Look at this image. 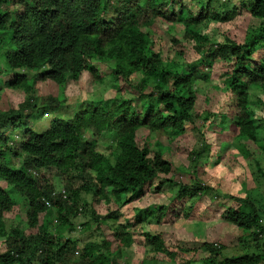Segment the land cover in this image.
I'll use <instances>...</instances> for the list:
<instances>
[{"label":"trees","instance_id":"trees-1","mask_svg":"<svg viewBox=\"0 0 264 264\" xmlns=\"http://www.w3.org/2000/svg\"><path fill=\"white\" fill-rule=\"evenodd\" d=\"M238 10H247L257 22L244 40L226 36L218 42L203 33L208 21L225 23ZM157 24L170 35L167 53L153 27ZM177 25L183 27L181 37L173 31ZM183 40L194 46L199 58L186 60L177 47ZM218 59L231 65L224 84L237 100L224 99L218 110L195 115L197 82L210 81L212 63ZM100 64L111 72H103ZM83 73L97 83L109 74L117 81L115 97L70 102L67 87ZM4 76L9 78L4 87L21 89L26 96L17 107H0V239L6 246L0 264H121L118 259L134 241L133 227L145 221L168 225L177 203H189L187 216L209 192L215 199L231 201L219 218L242 229L240 241L252 238L259 248L225 255L222 243L207 240L196 247L191 245L199 242L190 239L174 248L160 229L143 232L150 252L175 262L201 249L212 256L203 260L213 264H264V209L259 205L264 201L222 194L199 175L202 159H221L202 134L203 122L206 131L215 125L221 133L233 134V140L250 139L264 150L251 100L252 88L264 92V0H0ZM45 83L57 85L61 93L39 101ZM122 86L133 95L117 96ZM3 98L0 86V103ZM48 115L47 127L37 128L36 121ZM187 129L198 130L204 138L202 147L190 154L191 177L176 165L174 152L168 156L172 149L159 146V140L152 147L149 140L152 133L182 136ZM143 132L147 136L139 141ZM107 133L112 142L105 147L100 139ZM259 170L264 175L260 164ZM166 184L177 187L170 201L136 206L135 220L120 221V208L105 215L112 233L101 242L88 241L79 248L70 235L56 234L63 227L74 229V218L84 212L80 204H88L85 195L116 203L125 196L130 202L159 195ZM17 195L29 205L26 226L33 232L28 235L19 225L9 226L5 217Z\"/></svg>","mask_w":264,"mask_h":264},{"label":"rangeland","instance_id":"rangeland-1","mask_svg":"<svg viewBox=\"0 0 264 264\" xmlns=\"http://www.w3.org/2000/svg\"><path fill=\"white\" fill-rule=\"evenodd\" d=\"M205 25L203 33L214 39L216 38L218 42L220 40L222 41L226 36L237 41H242L246 33L254 30V26L257 25V22L251 18V14L247 10H242L240 14L238 10V14L225 23H215L210 20ZM153 27L155 31H157L158 36L162 38L163 50L164 53H167L172 44L169 41L170 35L158 24L153 25ZM173 31L179 37L184 33L181 25L174 27ZM215 45L216 44H214V47H217ZM177 47L184 51L186 60L188 61L195 60L200 56L194 46L187 40H183L181 45H177ZM212 65L210 81L197 82L198 99L195 115H197V113L203 115L207 109L211 110L213 108L218 110L219 105L226 102L225 100H237L236 94L227 90L224 84V80L227 78L226 72L231 69L229 61L218 59L213 62ZM99 68L105 73L111 72V69L107 68L104 64H100ZM7 79L9 78L5 76L0 77V86H2L4 96L0 103V107L4 110L9 107H17L25 100L26 96V93L21 89L9 90L7 87H4ZM115 85H117V81L113 80L109 74L106 75V79L103 83H97L91 80L87 73H83L78 81H73V83L67 87L66 98H68L70 102L80 99L81 101H85V103L92 97L97 100H99V98L110 99L117 94V91L112 89L115 88ZM122 87L123 88L117 96L129 97L133 95L129 90L125 89L124 86ZM38 93L40 101L41 98H47L53 94L57 96L61 93V89H59L57 85L45 83L40 86ZM251 100L257 114L256 123L259 124L258 138L260 142H264V92L258 90V88H252ZM50 120V115L37 120V128L45 129ZM206 124V122L201 123V127L203 128L202 134L205 136L207 143L213 146V150L219 151L221 159L218 163H213L217 158L209 159L208 161L202 159L199 167L200 179L222 194H232L243 198L249 196L252 200L257 202L264 201V175L259 170V164L264 170V150L258 143L250 139H245L241 142L235 139L233 140V134L229 137L228 134L221 133L219 131L220 129L215 125L206 131V129H204ZM146 136L147 135L143 132L138 135L137 139L140 141ZM203 139V136H201V133H198V130L187 129L186 133L182 136L171 135L165 132L160 134L152 133L149 140L152 143V147H156L155 143L159 140L161 142L159 146L164 149H172V152L169 153L168 156L171 155L172 158V153L174 152L175 155L173 156V160L176 162V165L186 172V177H191L190 165L192 162L190 154L192 151L202 147ZM100 141L104 143L106 147L112 142L111 135L109 133L104 134ZM257 162L259 164H257ZM178 176L180 175H176L175 178L178 179ZM158 182L159 180L155 181L154 186L157 185ZM55 183L57 187H62L59 179L55 178ZM1 184L6 186L5 182H1ZM176 188L177 187H173L170 184H166L163 188V192L159 195H154L152 193L149 194L150 196L148 197L144 196L139 200L130 202H127L126 197L123 196L118 203H116L113 198L111 202H107L102 198L94 200L90 195H85L88 204H84L85 206L82 203L80 204L84 212L80 211L74 218V229L69 231L68 227H63L60 229L61 231H57L56 234L57 236H59V234L60 236L70 235L73 241L78 243L79 248L88 241L101 242L112 233L111 227L103 218L109 212L120 208V212L122 213L119 219L120 221H125L126 219L131 221L135 220L134 210L136 206L141 207L148 204L167 203L170 201ZM16 197V205L12 211L6 213L5 217L9 226L19 225L22 231H25V234L28 235L33 232L32 229L26 226V210L29 205L20 195ZM184 201L185 200H182L181 202ZM230 203L231 201L228 198L224 200L215 199L209 192L196 202L195 208L193 211H189L187 216H185L187 214L185 211L189 203H177L179 206L175 210V215L165 222L168 223V225L165 224L160 227L159 224H151L147 221L138 223L133 227V230L135 229L133 244L123 251L118 262L121 264H179L180 262L191 260L192 264H213L209 263L210 260H203V258L211 255L209 251L205 252L201 249L198 251L190 250L188 253H184L178 257L175 262L168 260L162 254H157L155 256L150 252V247L145 244L143 234L145 230H151V232L157 233L160 229H163L164 237L166 241H168L167 243L172 244L174 248L180 243V240L190 239L199 242L191 245L196 247L207 240L222 243L225 245L223 248L225 255L258 249L259 247H257L252 238L246 237V239L240 241L239 236L243 234L242 229L231 224H225L219 218L222 210ZM183 204H185V210L182 209ZM259 205L264 209V204ZM53 215L51 214V217H53ZM97 219L101 222H97ZM85 224L88 225V228L84 227ZM98 225H100L99 228L97 227ZM50 226L53 227V224L50 223ZM2 240L0 239V252L6 250V246L2 243ZM263 243L264 241L261 242L260 248L264 247ZM152 256L155 257L152 258ZM74 260H77V258L75 257Z\"/></svg>","mask_w":264,"mask_h":264},{"label":"built area","instance_id":"built-area-1","mask_svg":"<svg viewBox=\"0 0 264 264\" xmlns=\"http://www.w3.org/2000/svg\"><path fill=\"white\" fill-rule=\"evenodd\" d=\"M62 192H63V196H64V198H66V197H67V194H66L65 190L63 189ZM46 204H47L48 206L51 205V203H50L49 201H47Z\"/></svg>","mask_w":264,"mask_h":264},{"label":"clouds","instance_id":"clouds-1","mask_svg":"<svg viewBox=\"0 0 264 264\" xmlns=\"http://www.w3.org/2000/svg\"><path fill=\"white\" fill-rule=\"evenodd\" d=\"M67 198V197H66ZM54 222H57V218L55 217Z\"/></svg>","mask_w":264,"mask_h":264}]
</instances>
